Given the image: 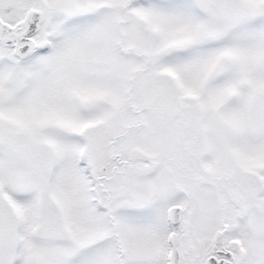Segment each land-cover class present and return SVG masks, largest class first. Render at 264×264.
<instances>
[{
    "label": "snow or ice",
    "instance_id": "snow-or-ice-1",
    "mask_svg": "<svg viewBox=\"0 0 264 264\" xmlns=\"http://www.w3.org/2000/svg\"><path fill=\"white\" fill-rule=\"evenodd\" d=\"M0 264H264V0H0Z\"/></svg>",
    "mask_w": 264,
    "mask_h": 264
}]
</instances>
